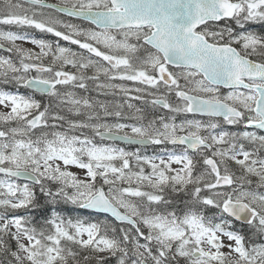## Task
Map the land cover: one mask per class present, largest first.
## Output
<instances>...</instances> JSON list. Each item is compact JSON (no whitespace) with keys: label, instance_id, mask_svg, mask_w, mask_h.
I'll return each instance as SVG.
<instances>
[{"label":"snow or ice","instance_id":"obj_1","mask_svg":"<svg viewBox=\"0 0 264 264\" xmlns=\"http://www.w3.org/2000/svg\"><path fill=\"white\" fill-rule=\"evenodd\" d=\"M252 25L264 0H2L0 26L84 51L31 38L35 51L17 43L27 32L0 30L15 55L0 56V84L15 89H0V264H264V34Z\"/></svg>","mask_w":264,"mask_h":264},{"label":"rangeland","instance_id":"obj_2","mask_svg":"<svg viewBox=\"0 0 264 264\" xmlns=\"http://www.w3.org/2000/svg\"><path fill=\"white\" fill-rule=\"evenodd\" d=\"M47 1H51V2H58V0H47ZM0 3H2V0H0ZM66 21H68V22H71V23H75V24H78L80 27H83V28H87V27H89V25H84V24H82V23H80V22H74V21H71V20H67V19H65ZM263 28V26H260V25H252L251 26V28H250V30H252V31H256V32H261L260 30ZM0 30H11V31H25L23 28H19V27H16V26H11V27H9V26H0ZM35 29H32V31H34ZM42 34H50V33H42V32H40L39 30H37V35H39L38 36V39H45V40H47V41H50V42H52L53 44H55L57 41H59L57 38H55L54 37V35L53 34H50V35H53L52 37H40V36H42ZM17 43L18 44H21L23 47H25V48H29V49H33V50H35V51H39V49H38V47L37 46H35V45H33L31 42H30V40L28 39V40H25V41H17ZM62 46H64V47H70L71 46V42L70 41H65L63 44H61ZM74 51H77V52H81V51H84V50H81L80 48H79V46L78 45H72V47H71ZM75 48H78V49H75ZM9 55H12L13 56V58H15V55L14 54H10V53H8V52H6V53H4V54H2V53H0V56H9ZM85 55H90V54H88V53H86L85 52ZM93 58H95L94 56H93ZM71 70V69H70ZM119 83H120V81H118ZM118 82H116V83H118ZM126 83V86H128V87H139V86H141V85H138V84H135V83H133V82H125ZM14 89V88H13ZM3 90V89H2ZM134 94V93H133ZM91 95H93V92L91 93ZM94 97H96V96H94ZM96 98H98V99H100V100H108V101H113V102H115V101H120V102H123V97L122 96H116V97H113V96H111V95H108V96H104V95H98V97H96ZM45 103L47 102V100L46 101H44ZM133 103H136L138 106H140V102L139 101H133ZM130 123H131V121H130ZM73 170H75V169H73ZM0 178H2V177H0ZM19 183H22V182H19ZM61 210H63L62 208H61ZM63 212V211H62ZM65 216H67V214H65V213H63ZM0 257H2V256H0ZM110 264H115V260H112L111 262H110Z\"/></svg>","mask_w":264,"mask_h":264},{"label":"trees","instance_id":"obj_3","mask_svg":"<svg viewBox=\"0 0 264 264\" xmlns=\"http://www.w3.org/2000/svg\"><path fill=\"white\" fill-rule=\"evenodd\" d=\"M24 29V28H23ZM31 30L32 28H25V31H19V32H27L28 35H31ZM0 89H3V90H12V91H15V89L11 88L10 86L9 87H5L4 85L0 84ZM61 208L63 210H61ZM62 213H65L67 214V216H73V217H81L85 220H88V221H96V222H99V221H105L106 219L108 220H111L110 218L104 216V215H98V214H94V213H91V212H88V211H85V210H79V209H76L74 206L72 205H61L60 209H59ZM237 227H239L237 225ZM0 259H2V257H0Z\"/></svg>","mask_w":264,"mask_h":264},{"label":"flooded vegetation","instance_id":"obj_4","mask_svg":"<svg viewBox=\"0 0 264 264\" xmlns=\"http://www.w3.org/2000/svg\"><path fill=\"white\" fill-rule=\"evenodd\" d=\"M65 42V41H64ZM73 45V44H72ZM71 45V46H72ZM75 49H78V48H75ZM223 90V89H222ZM93 96H96V97H98V95H97V93L95 92V91H93ZM36 98H40V95H38V94H36ZM122 122H125V121H122ZM99 140V139H98ZM106 143H108V144H110L109 142H107V141H105ZM116 144V146H118V147H127V148H131V149H133V147H131V146H128V145H124V144H121V143H115ZM136 150V149H135Z\"/></svg>","mask_w":264,"mask_h":264},{"label":"water","instance_id":"obj_5","mask_svg":"<svg viewBox=\"0 0 264 264\" xmlns=\"http://www.w3.org/2000/svg\"><path fill=\"white\" fill-rule=\"evenodd\" d=\"M48 3H51V2H48ZM80 19H82V18H80ZM20 179L25 180L23 177H21ZM109 215H110V214H109Z\"/></svg>","mask_w":264,"mask_h":264}]
</instances>
